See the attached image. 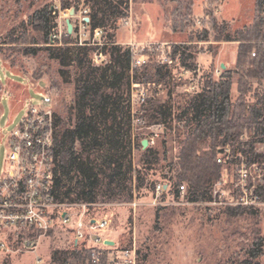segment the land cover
Instances as JSON below:
<instances>
[{"label": "rangeland", "instance_id": "1", "mask_svg": "<svg viewBox=\"0 0 264 264\" xmlns=\"http://www.w3.org/2000/svg\"><path fill=\"white\" fill-rule=\"evenodd\" d=\"M62 3L61 0H0V175L7 167V134L14 130L26 113L27 107L39 104L43 94L49 98V103L55 115V120L63 119L68 127H73L76 121L75 107L77 85L85 72L92 68H105L109 61L95 62L96 46H88L84 50L83 61L79 65L73 61L63 67L65 74L60 76L58 61L48 59L44 51L36 54H17L18 49L35 46L33 43L13 42L20 38L24 31H29L39 42L43 41V32L32 28L28 21L36 11L49 5ZM128 14L117 20L115 27L111 22L105 27L102 42L106 43L107 34L113 32L115 40L129 45L133 42L137 47V55H145L148 66L169 63L171 60L172 78L169 85L163 81L159 84H145L146 100L137 99L136 91L121 88L123 103H130V124L132 131L131 159L133 169L137 168L145 177L146 182L138 186L134 178L132 199L129 201H114L101 193L95 203L87 205L84 221L90 217L109 220L108 227L101 235L113 241L110 256L117 255L122 249L136 247L137 264H264V207H240L241 212L230 215L229 207L212 205L207 201H190L186 194L181 197L175 194V172L167 167L170 157L177 154L179 142L185 128L181 122H173L166 127L164 123L152 124L144 110L152 101H164L171 98L175 108L177 101L186 95L194 94L187 87L193 81L202 88L206 78L220 79L223 71L231 73V96L237 97V78L239 68L236 64L237 42L215 41L212 33V22L227 21L233 29L248 25L255 14V0H129ZM182 3L186 6L182 7ZM71 8L76 12L88 7L84 0L73 3ZM90 9V8H89ZM189 14V15H188ZM187 16L189 22L181 28L182 17ZM62 23L64 19L56 17L55 21ZM75 21L74 17H71ZM128 20L129 24H125ZM173 20L177 28L173 30ZM207 29L210 32L208 41H199L195 37L198 30ZM75 41L74 36L64 37ZM182 43L188 52H194L196 70L183 73L178 58L172 59V45ZM256 50L250 52L254 56ZM15 55L17 62L12 64L8 55ZM143 64V65H145ZM224 65V66H223ZM142 66V65H141ZM186 69V68H184ZM189 70V69H187ZM181 75V77H179ZM252 89L248 100H254L253 92L264 93V80L258 85L251 81ZM42 93V94H40ZM171 93V94H170ZM140 118V121H137ZM127 121L124 120L126 127ZM162 124L163 129L156 125ZM155 132L159 135L155 136ZM154 137L152 138V136ZM147 140V144L138 149V145ZM250 133L247 130L240 135L237 148L251 149L247 145ZM254 152L264 150L263 143L253 144ZM151 146L157 152L159 161L146 167L138 162L140 152ZM78 151H82L80 142H76ZM106 147L95 149L89 154L91 162L105 170L103 155ZM168 150V159L163 160V152ZM218 165V164H217ZM219 167L220 176L221 167ZM100 182L105 186L107 179L101 171ZM170 178H173L170 180ZM216 179V180H217ZM77 177L72 182H65L74 188ZM215 180V181H216ZM214 181V182H215ZM165 183L169 193H165L161 202L155 203L153 184ZM213 182V183H214ZM181 184L188 188L187 182ZM67 185V186H69ZM137 185V187H136ZM213 185V184H212ZM63 209L69 210L74 218L83 211L82 204L64 202ZM36 231L31 228H4L0 230V241H5L6 248H0V264H83L82 258L73 259L74 250L90 249L95 245L86 230L87 238L76 241L75 228L72 224H63L56 220L54 226L45 235L35 237ZM26 237H34L37 242L34 249L24 245ZM259 242L260 254L252 257V248ZM258 243V244H259ZM104 248L103 245L99 247ZM41 258L40 263L36 262ZM87 264V263H86Z\"/></svg>", "mask_w": 264, "mask_h": 264}, {"label": "trees", "instance_id": "2", "mask_svg": "<svg viewBox=\"0 0 264 264\" xmlns=\"http://www.w3.org/2000/svg\"><path fill=\"white\" fill-rule=\"evenodd\" d=\"M61 1L62 8L66 9L75 6L73 3L79 0ZM84 3L90 8L91 26L104 29L111 20L114 23L111 28H114L118 19L127 16L130 7L129 0H84ZM190 7L191 4L185 6L188 9ZM55 19L56 15L49 5L36 10L28 21L33 29L43 32V41L39 42L27 30L13 42L33 43L35 46L20 48L17 54L44 51L48 59L58 61L59 73L63 76V67L73 61L79 65L82 63L84 50L88 46L78 45L73 40H66L60 46L50 44V34L56 27ZM188 22L187 16L182 17L179 26L184 28ZM172 27L173 30L177 28V21L173 20ZM211 29L215 41L237 42L236 64L240 71L236 99L233 100L231 96V73L223 71L220 79L206 78L198 92L186 95L182 101L178 100L176 108L171 98H168L164 101L150 99L144 109L152 124L164 123L166 127H171L174 121L183 123L185 133L179 142V150L170 157L167 167L175 172V193L182 181H186L188 200L194 202L211 198V186L219 175L216 158L221 147L230 144L236 149L241 143L240 135L244 130L250 133L247 142L250 150L254 143L264 142V93L255 89L254 100L250 102L247 98L252 89L251 81L254 79L259 85L264 80V0H255V14L250 24L233 29L227 21L214 20ZM107 35L108 40L102 50L109 65L105 68H92L80 77L75 100V125L70 128L66 120L57 118L55 121L52 193L59 203L90 205L97 201L100 193L114 201H129L133 196L134 178L138 186L146 182L139 170L133 169L130 103H123L120 89H128L132 81L157 84L163 81L169 85L172 78L171 65L145 64L132 71L134 55L131 47L117 42L113 32ZM195 37L199 41H208L210 32L207 29L198 30ZM172 47V59L177 57L179 64L186 69H196L194 52H188L189 48L182 43H175ZM253 49L256 52L251 56ZM8 56L12 64L17 62L15 55ZM124 120L127 121L126 127ZM77 141L82 151L77 150ZM105 147L102 157L105 170H96L89 154ZM142 147L143 143L138 145V149ZM167 153L168 150H164L163 160L168 159ZM252 158L260 159L262 155L254 153ZM157 161L159 158L153 147L148 146L140 152L138 162L146 167ZM99 171L107 179L104 187L100 182ZM75 177L77 180L73 188L68 183ZM241 209L229 207V213L234 215L241 212ZM258 243L252 248V257L260 254ZM98 251L99 262L94 261L91 248L74 250L73 259L82 258L83 264H106L112 247L108 245Z\"/></svg>", "mask_w": 264, "mask_h": 264}, {"label": "built area", "instance_id": "3", "mask_svg": "<svg viewBox=\"0 0 264 264\" xmlns=\"http://www.w3.org/2000/svg\"><path fill=\"white\" fill-rule=\"evenodd\" d=\"M53 14L64 19V32L62 23L52 29L50 44L64 45V37L74 36L78 45L96 46L95 62L105 61V54L102 42L105 30L103 27L91 26L90 9L86 7L76 12V8H62L59 2L52 6ZM74 14L70 15V11ZM75 18V21L71 20ZM66 19L72 23V31L69 32ZM125 24H129L125 20ZM133 53L131 70L145 64V55H137L133 42H129ZM255 55V53H253ZM171 63V60H167ZM196 70V69H195ZM192 73L191 70L183 68V73ZM133 95L141 102L146 100L145 84L132 81ZM149 85V83H147ZM188 91L196 93L199 91V84L191 82L187 87ZM42 94V93H40ZM55 115L49 103V98L43 94L39 104L31 103L26 113L7 138V167L0 175V230L4 228H31L36 231L35 237L45 235L54 226L56 220L63 224H72L75 228L76 241L87 238L88 230L90 238L97 246L92 247V257L99 262V249L103 245L108 246L101 233L108 227L109 220L105 217H90L87 223L84 221L85 209L88 204H82L83 211L78 218L63 204L55 200L52 188L54 185L55 168ZM140 121V118H137ZM163 129L162 124L156 125ZM165 129V128H164ZM0 132L2 129L0 128ZM159 134L155 132V136ZM154 135L152 136V138ZM147 141V140H145ZM148 142V141H147ZM263 146H264V142ZM254 153L261 154L262 158H252ZM217 164L221 167L219 178L213 183L210 189L211 198L207 203L223 207H264V150L234 149L232 145L226 144L220 148L216 158ZM169 186L165 183H156L154 188L155 203H162L165 193H169ZM186 186L180 184L175 194L183 197L186 194ZM37 239L26 237L24 245L27 249L36 247ZM5 241H0V248H6ZM41 258L36 262L40 263ZM106 264H137L136 247L122 249L119 254L107 258Z\"/></svg>", "mask_w": 264, "mask_h": 264}, {"label": "water", "instance_id": "4", "mask_svg": "<svg viewBox=\"0 0 264 264\" xmlns=\"http://www.w3.org/2000/svg\"><path fill=\"white\" fill-rule=\"evenodd\" d=\"M73 14H74V10H71L70 11V15H73ZM66 25H67L68 31L71 32L72 31V23H71L70 19H66ZM143 144L146 145L147 141H143ZM105 243L108 244V245H113L114 244V242L110 241V240H105Z\"/></svg>", "mask_w": 264, "mask_h": 264}, {"label": "crops", "instance_id": "5", "mask_svg": "<svg viewBox=\"0 0 264 264\" xmlns=\"http://www.w3.org/2000/svg\"><path fill=\"white\" fill-rule=\"evenodd\" d=\"M21 121V120H20Z\"/></svg>", "mask_w": 264, "mask_h": 264}]
</instances>
